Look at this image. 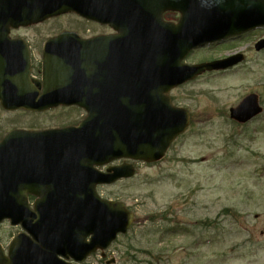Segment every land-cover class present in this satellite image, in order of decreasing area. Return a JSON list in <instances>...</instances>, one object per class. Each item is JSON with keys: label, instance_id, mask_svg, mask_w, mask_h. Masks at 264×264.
Listing matches in <instances>:
<instances>
[{"label": "water", "instance_id": "95a60500", "mask_svg": "<svg viewBox=\"0 0 264 264\" xmlns=\"http://www.w3.org/2000/svg\"><path fill=\"white\" fill-rule=\"evenodd\" d=\"M187 1V10H181L179 36L121 35L116 49L105 57L101 73L104 83L97 79L100 74L90 75L89 68L80 66L83 58L68 52L59 53L58 60L50 59L45 64L40 98L27 85V69L12 72L20 79H10L5 93L0 90V101L6 108L44 110L58 104H76L90 114L78 128L44 133L13 131L4 138L0 145V222L8 219L11 225L22 224L41 245L51 246L54 254L67 253L77 262L97 249L104 250L118 233H126L133 215L122 203L100 199L94 188L130 178L134 168L121 165L101 173L94 167L121 158L160 161L188 125L187 113L172 107L166 93L206 71L225 69L242 60L241 56H232L187 66L180 63L183 57L195 47L264 25V0ZM99 84L104 86V93L98 91ZM87 87H94L95 95L88 97ZM260 112L257 96L248 95L230 110V118L245 123ZM40 142L79 143L52 147L62 153L59 163L65 162L71 168L65 173H71L68 180L87 182L88 194L42 197L36 204L42 223L39 234L35 214L29 210L26 197L16 190L29 165L21 164L19 159L30 157L32 165L40 149L35 143ZM46 149L54 157L59 155L51 147ZM22 236L11 243L8 259L0 248V264H62L55 256L45 257L32 243V249L20 254L17 247ZM87 236L89 243L85 242Z\"/></svg>", "mask_w": 264, "mask_h": 264}, {"label": "rangeland", "instance_id": "374dc122", "mask_svg": "<svg viewBox=\"0 0 264 264\" xmlns=\"http://www.w3.org/2000/svg\"><path fill=\"white\" fill-rule=\"evenodd\" d=\"M240 45L197 51L185 63L223 57ZM250 93L263 112L245 125L232 123L229 108ZM172 96L194 116L186 133L161 162L139 164L132 179L97 190L135 216L107 256L114 264H264V53L252 52L238 69L200 77ZM70 119L78 121L79 112ZM35 124L21 114L0 116V131ZM17 233L0 224L4 246ZM86 264L104 262L96 254Z\"/></svg>", "mask_w": 264, "mask_h": 264}, {"label": "flooded vegetation", "instance_id": "af4514ba", "mask_svg": "<svg viewBox=\"0 0 264 264\" xmlns=\"http://www.w3.org/2000/svg\"><path fill=\"white\" fill-rule=\"evenodd\" d=\"M41 3L48 5L46 9L48 13L42 15L38 21L18 23L7 29L0 28V84L8 80L10 58H12V63H17L13 66H24L28 63L31 70V78L41 83V69L45 58L44 52H84L87 59L84 65L88 67L91 63H94L93 53H96L95 60L96 58L100 59L104 57L107 43L106 38L120 36L122 27L120 5H111L110 0H0V15L9 16L18 13L15 5H18L19 9L26 13H32L34 10L39 9L38 5H35ZM179 18L180 14L174 11H164L161 14V19L164 23L176 24ZM261 40H264V28L228 38L224 42L212 45L203 51L219 47L233 48L236 44H242L237 52L231 50L229 51L231 53L223 57L217 56L213 59L225 58L233 53H242L244 55V64H246L250 53H264V49L262 51L255 50V45ZM236 69H238V66ZM180 88L173 90L170 94ZM102 90H104L103 87ZM36 91L40 95L42 86H38ZM74 112H79L80 116V119L76 122L70 119L71 114ZM8 113L21 114L32 118L34 123H36L35 126L16 127L17 129L30 131H44L76 126L88 114L76 106H57L40 112H26L22 110L8 112L0 104V116ZM191 118H194L193 115H191ZM6 131H0V139ZM37 145L46 154L47 150L44 147L54 146V143L40 142ZM46 160L48 158H38V161ZM122 163L129 162L120 160L114 162V165ZM137 164L135 163V166ZM58 169H62V167ZM44 170H47V167ZM100 170L103 171L104 168ZM39 171L43 172L41 169ZM49 180H37V184L35 183L37 188L34 189V192L26 194L31 206L36 201H39L41 196L64 195L66 193L58 189L65 185L62 179L53 181L51 173ZM101 187L104 186H96V191ZM77 194H84L83 189L81 193ZM18 232H23L21 227L18 228ZM7 245L5 246V250H7ZM58 259L64 262H71V259L67 255H58Z\"/></svg>", "mask_w": 264, "mask_h": 264}]
</instances>
